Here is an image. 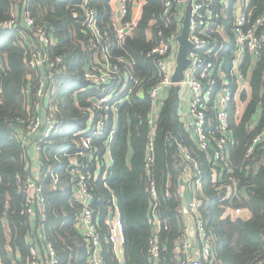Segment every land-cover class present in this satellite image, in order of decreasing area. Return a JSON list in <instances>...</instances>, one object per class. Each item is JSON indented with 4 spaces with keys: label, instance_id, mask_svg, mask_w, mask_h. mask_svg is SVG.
Instances as JSON below:
<instances>
[{
    "label": "trees",
    "instance_id": "1",
    "mask_svg": "<svg viewBox=\"0 0 264 264\" xmlns=\"http://www.w3.org/2000/svg\"><path fill=\"white\" fill-rule=\"evenodd\" d=\"M132 1H126L128 12L121 17L123 23L132 20ZM263 3L264 0H252L257 6L255 16L261 13ZM25 5L36 27L51 30L55 42L45 49L47 56L51 60L63 58L53 68L45 66L46 90L58 127L44 139L39 135L23 139L35 111L34 95L42 78L40 72L29 66L33 51L40 45L19 15ZM87 9L96 11L99 36L87 25ZM13 10L20 18L18 29L0 26V264H22L31 258V249L35 248L36 240L29 241L33 223L31 216L24 213L26 198L23 184L19 183V179L24 182L28 176L34 177L27 160L28 143L42 148L37 180L45 205L43 213L34 215L42 233L40 246L45 253L46 242L52 243L59 264H90L86 238L79 226L81 202L76 194V171L89 176L87 188L93 199L91 208L104 264H151L148 250L154 203L149 180H153L159 195L157 214L167 225L160 233L163 248L159 264H175L174 249L187 227L182 187L190 188L189 183L195 178L190 172L192 181L183 179L187 164L180 146L187 148L200 164L198 214L212 244L207 264L264 261V141L246 160L252 138L264 127V42L256 57L247 51L241 65L242 72L249 76L251 94L238 123L235 103L230 111L233 141L227 160L214 165L208 153L190 137L179 115L181 87L173 84L161 94L162 104L154 125V162L148 171L149 90L159 80L154 57L148 53L161 39L160 30L164 37L171 32L181 33L178 17L165 27L161 0H145L141 18L120 39L118 16L111 0H0V24L10 18ZM19 32H24L28 39L21 38ZM230 36L231 40L223 42L214 56L217 63L224 61L227 73L233 64L235 47L234 35ZM106 50L110 64L118 66L120 74L100 88L86 80L85 72L97 59L102 61ZM131 77L139 79L140 84L128 99L120 101L131 85ZM111 91L115 93L113 102H117L116 116H112L102 137L91 138L92 151H85L81 143L82 138L91 135L86 129L90 111L96 108L93 99ZM240 97L246 100L247 93L243 91ZM81 151L84 155H76ZM108 155L110 165L106 163ZM244 160L248 162L243 163ZM215 171L222 175L214 177ZM229 176L236 182H230ZM220 181L231 186L230 193L219 188ZM235 209L242 213H232ZM111 212L118 214L123 226L122 260L109 240L106 221Z\"/></svg>",
    "mask_w": 264,
    "mask_h": 264
},
{
    "label": "built area",
    "instance_id": "2",
    "mask_svg": "<svg viewBox=\"0 0 264 264\" xmlns=\"http://www.w3.org/2000/svg\"><path fill=\"white\" fill-rule=\"evenodd\" d=\"M163 11L162 19L165 21V27H169L172 19H179L180 30L186 8L191 4L190 17V40L192 47L189 51L190 64L185 70L183 81L178 84L182 91H186L187 113L181 111L180 119L185 124L187 130L199 148L208 153L209 158L216 165L219 161H225L228 158L229 147L233 141L232 129L230 122V111L235 103L236 119L241 115L239 105H245V100H238L236 95L240 90L245 91L249 84V76L241 70V58L248 51L253 57L258 55V48L264 42V3L261 13L255 16L257 6L252 4V0H161ZM128 12L127 4L121 3L120 13L122 16ZM22 16L24 26L33 32L34 38L38 41L39 47L33 51L29 61L31 69L38 71L41 67L49 65L51 68L62 63L63 58L57 56L51 60L45 53V49L54 44L55 40L51 30L44 27L35 26V20L30 12L26 10L19 14ZM19 15L13 10L10 18L1 23L2 28L18 29L21 24ZM87 25L95 35H100L96 25V11L87 9ZM136 25L131 20L122 23L117 27L120 39H123L126 33ZM161 39L148 53L149 57H154L156 71L158 72V82L149 90L151 99V112L149 113L148 123L150 125V135L148 141V151L146 156V169L150 171V166L154 162V125L156 115L158 114L161 104L162 92L173 85L171 81L174 67L176 65L177 55V37L180 33L171 32L164 37L162 30L158 32ZM231 33L234 35L235 47L233 49V64L230 72L224 69V61L216 62L214 56L223 42L231 40ZM226 34L229 39H226ZM108 51H104L103 59H97L91 63L85 72L86 80L90 81L93 86L106 87L111 80H115L120 74L118 66L111 65L109 62ZM1 67V62H0ZM126 74V78H128ZM131 85L126 90L125 98L128 99L134 90V87L140 84V80L131 77ZM237 86V87H236ZM236 87V88H235ZM28 94V92H27ZM114 91L107 94H101L99 98H94L96 108L90 111V117L87 124V133L91 135L82 138L81 147L85 151H92V137L103 136V131L112 116H116L113 102ZM46 90L45 79H40L38 88L35 92L34 99L36 102L35 111L26 125L23 139L28 140L35 135L41 138H48L57 129L58 122L55 119L54 108L51 99ZM239 99V98H238ZM113 111V114H112ZM110 141V138H109ZM264 141V127L259 134H256L249 144L246 151V160L254 153L255 147ZM38 152L42 149L38 144L35 145ZM181 152L187 164L183 179L185 182H191V173L194 174V181L189 183L190 188L182 187V191L189 189L191 192V202L189 212L185 213L195 222L196 237H190V230L185 229V234L179 238L176 243L175 253L177 260L175 264H207L212 255V244L204 224L201 221L198 208V191L201 188V170L200 164L196 161L187 148L181 147ZM76 155H84L77 152ZM244 160L243 163L248 161ZM72 162L76 164V159ZM78 173V182L76 185V194L81 202V212L79 217V226L86 238V245L89 252L90 264H104L102 259V246L100 234L96 228L95 212L91 208L90 200L92 196L87 188L89 176L80 171ZM222 175V173H214ZM97 175V172L95 176ZM32 176H28L21 185L22 192L26 198L24 213L34 216L44 212L45 199L41 194V184ZM217 180V179H216ZM228 180L235 183L232 176ZM58 183V178L54 180ZM231 184V183H230ZM220 189H225L230 193L231 186L220 181ZM149 193L154 203L152 209L153 233L150 239L148 250L151 264H159L161 249L160 233L167 229L165 221L157 214V205L159 195L153 180H149ZM36 209V210H35ZM184 211V209H183ZM232 213L240 214L241 209H235ZM115 216V215H114ZM106 223L110 227L109 240L113 245L114 252L121 258L123 255L122 244L124 243L123 226L120 219H107ZM198 242V243H197ZM22 264H59L58 253L52 243L46 242L44 256H40L36 248L31 249V258ZM254 264H264V261H257Z\"/></svg>",
    "mask_w": 264,
    "mask_h": 264
},
{
    "label": "crops",
    "instance_id": "3",
    "mask_svg": "<svg viewBox=\"0 0 264 264\" xmlns=\"http://www.w3.org/2000/svg\"><path fill=\"white\" fill-rule=\"evenodd\" d=\"M127 0H111V6H112V9L115 13H117V16L119 14V16L117 17V27L121 26L122 25V19L121 17H123L120 13V6H121V3L125 2L126 3ZM145 4V0H133L132 1V7H131V14H132V20L137 22L140 18H141V15H142V8ZM19 36L21 38H23L24 40H27L28 38L26 37V35L21 32H19ZM246 54V53H245ZM245 56V55H244ZM244 56H242L241 58V64L244 60ZM45 66L41 67L37 72H40L41 73V76H42V79H45L46 81V72H45ZM30 79V78H29ZM169 87H167L165 89V91L168 90ZM164 91V92H165ZM245 92L247 93V99L245 100L246 104L245 105H239V109L241 111V115L238 119H236V122L238 123L244 113V110L246 108V105H247V101H249V95L251 94L250 92V87H249V84H248V87L247 89L245 90ZM242 91H238L237 95H236V98H237V101L239 100H242V98L240 97ZM180 94H181V101H180V107H179V113L181 114V111L183 110L185 113H187V93L186 91H180ZM49 98V97H48ZM239 98V99H238ZM254 126H252L253 128ZM26 154H27V160H28V165H29V169H30V172H31V175H33L35 178H37L39 176V169H40V154L39 152L37 151L35 145H32L30 143H28L26 145ZM106 163H108L109 165L111 164V157L110 155H108L106 157ZM99 171H97V175H98ZM186 190H189V189H186ZM184 190V193L185 191ZM190 191V190H189ZM114 218L118 219L119 216L118 214L116 213ZM35 217L34 216H31V222L33 223V235L31 237H29V241L33 242L34 240V244H35V248L37 250V252L40 254V256H44V252L43 250L41 249V246H40V242H39V238L42 236L41 234V230L38 228V226H36L35 224ZM186 226L188 227V229L190 230V237H193L195 238L196 237V229H195V222L193 221V219L191 217H188L186 216ZM38 236V237H37ZM122 248H123V244H122ZM124 250V249H123ZM19 256V254H18ZM123 256V255H122ZM122 256L120 258V260H122Z\"/></svg>",
    "mask_w": 264,
    "mask_h": 264
},
{
    "label": "water",
    "instance_id": "4",
    "mask_svg": "<svg viewBox=\"0 0 264 264\" xmlns=\"http://www.w3.org/2000/svg\"><path fill=\"white\" fill-rule=\"evenodd\" d=\"M119 16V14H118ZM190 17H191V4H188L186 8L185 17L182 23V30L177 37V55H176V65L174 67V72L171 77L173 84H180L185 77V70L190 64L189 51L192 47V42L190 40ZM184 197V212H189V205L192 199L191 192L186 190L183 194ZM93 203V199L90 200ZM115 213L111 212L109 219L113 220ZM102 255V252H101Z\"/></svg>",
    "mask_w": 264,
    "mask_h": 264
},
{
    "label": "rangeland",
    "instance_id": "5",
    "mask_svg": "<svg viewBox=\"0 0 264 264\" xmlns=\"http://www.w3.org/2000/svg\"><path fill=\"white\" fill-rule=\"evenodd\" d=\"M224 36H225L226 39H229V37L226 34H224ZM240 91H242V90H240Z\"/></svg>",
    "mask_w": 264,
    "mask_h": 264
}]
</instances>
